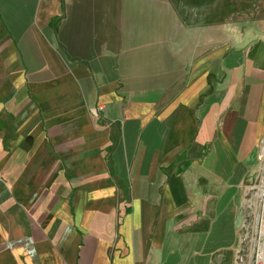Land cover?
I'll return each instance as SVG.
<instances>
[{
	"label": "crops",
	"instance_id": "obj_1",
	"mask_svg": "<svg viewBox=\"0 0 264 264\" xmlns=\"http://www.w3.org/2000/svg\"><path fill=\"white\" fill-rule=\"evenodd\" d=\"M263 161L264 0H0V264H264Z\"/></svg>",
	"mask_w": 264,
	"mask_h": 264
},
{
	"label": "water",
	"instance_id": "obj_2",
	"mask_svg": "<svg viewBox=\"0 0 264 264\" xmlns=\"http://www.w3.org/2000/svg\"><path fill=\"white\" fill-rule=\"evenodd\" d=\"M260 189H264V165L262 167V174H261V179H260ZM260 206L261 205H259V207ZM252 220H254V219H252ZM241 221H242V218L240 217V219L238 221V226L241 224ZM249 221H251V218L249 219ZM255 259H256V254L255 255L252 254V256H251V264H254L255 263Z\"/></svg>",
	"mask_w": 264,
	"mask_h": 264
},
{
	"label": "built area",
	"instance_id": "obj_3",
	"mask_svg": "<svg viewBox=\"0 0 264 264\" xmlns=\"http://www.w3.org/2000/svg\"><path fill=\"white\" fill-rule=\"evenodd\" d=\"M260 259H261L260 256L258 254H256V259H255V263L254 264H262V263H260Z\"/></svg>",
	"mask_w": 264,
	"mask_h": 264
},
{
	"label": "rangeland",
	"instance_id": "obj_4",
	"mask_svg": "<svg viewBox=\"0 0 264 264\" xmlns=\"http://www.w3.org/2000/svg\"><path fill=\"white\" fill-rule=\"evenodd\" d=\"M264 162V161H263ZM259 173H260V171H259ZM259 177V176H258ZM260 180H259V178H258V182H259ZM258 186H259V184H258ZM259 189H260V187H259ZM264 190V189H263ZM256 192V191H255ZM263 193H264V191H263ZM259 195H261V194H259ZM260 197V196H259ZM251 223H253V222H250L249 224H248V228H247V230H248V233L250 232V227H251Z\"/></svg>",
	"mask_w": 264,
	"mask_h": 264
},
{
	"label": "bare ground",
	"instance_id": "obj_5",
	"mask_svg": "<svg viewBox=\"0 0 264 264\" xmlns=\"http://www.w3.org/2000/svg\"><path fill=\"white\" fill-rule=\"evenodd\" d=\"M263 191H264L263 189H260L259 190V193L257 195L260 196L259 194H263ZM260 199H261V201H263L264 200V196L262 198L260 197Z\"/></svg>",
	"mask_w": 264,
	"mask_h": 264
}]
</instances>
